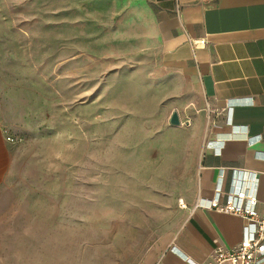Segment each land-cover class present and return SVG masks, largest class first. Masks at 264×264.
Listing matches in <instances>:
<instances>
[{
	"label": "rangeland",
	"instance_id": "obj_1",
	"mask_svg": "<svg viewBox=\"0 0 264 264\" xmlns=\"http://www.w3.org/2000/svg\"><path fill=\"white\" fill-rule=\"evenodd\" d=\"M115 16L0 0V264H146L187 220L199 140Z\"/></svg>",
	"mask_w": 264,
	"mask_h": 264
},
{
	"label": "crops",
	"instance_id": "obj_2",
	"mask_svg": "<svg viewBox=\"0 0 264 264\" xmlns=\"http://www.w3.org/2000/svg\"><path fill=\"white\" fill-rule=\"evenodd\" d=\"M111 1L115 31L152 55L173 86L179 123L199 140L187 220L146 264H205L216 247L240 242L244 221L195 203L216 191L223 202L250 173L264 214V0Z\"/></svg>",
	"mask_w": 264,
	"mask_h": 264
},
{
	"label": "built area",
	"instance_id": "obj_3",
	"mask_svg": "<svg viewBox=\"0 0 264 264\" xmlns=\"http://www.w3.org/2000/svg\"><path fill=\"white\" fill-rule=\"evenodd\" d=\"M204 40L199 44L204 45ZM12 141L11 138H7ZM255 179L248 173L247 178H236L223 202L218 201V192L206 205L195 203L194 208H207L218 213L239 217L244 221L242 238L231 248L216 247L212 259L205 264H264V214L256 210L257 199L254 195ZM186 208L185 205H182ZM189 264L197 263L185 257Z\"/></svg>",
	"mask_w": 264,
	"mask_h": 264
},
{
	"label": "water",
	"instance_id": "obj_4",
	"mask_svg": "<svg viewBox=\"0 0 264 264\" xmlns=\"http://www.w3.org/2000/svg\"><path fill=\"white\" fill-rule=\"evenodd\" d=\"M169 123L171 125H178L179 124V119H178V115L176 112L172 113L170 120H169Z\"/></svg>",
	"mask_w": 264,
	"mask_h": 264
},
{
	"label": "bare ground",
	"instance_id": "obj_5",
	"mask_svg": "<svg viewBox=\"0 0 264 264\" xmlns=\"http://www.w3.org/2000/svg\"><path fill=\"white\" fill-rule=\"evenodd\" d=\"M112 97H114V96H112Z\"/></svg>",
	"mask_w": 264,
	"mask_h": 264
}]
</instances>
